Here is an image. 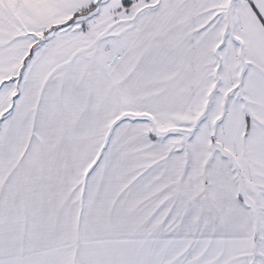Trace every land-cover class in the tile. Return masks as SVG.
<instances>
[{"label":"snow or ice","instance_id":"obj_1","mask_svg":"<svg viewBox=\"0 0 264 264\" xmlns=\"http://www.w3.org/2000/svg\"><path fill=\"white\" fill-rule=\"evenodd\" d=\"M0 264H264V0H0Z\"/></svg>","mask_w":264,"mask_h":264}]
</instances>
